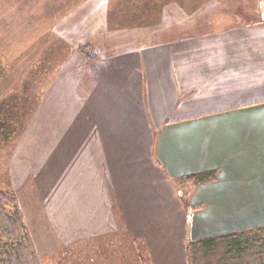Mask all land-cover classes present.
<instances>
[{"label": "crops", "instance_id": "obj_1", "mask_svg": "<svg viewBox=\"0 0 264 264\" xmlns=\"http://www.w3.org/2000/svg\"><path fill=\"white\" fill-rule=\"evenodd\" d=\"M156 2L152 23L153 0H0L48 78V176L15 193L41 263L188 264L264 227V0Z\"/></svg>", "mask_w": 264, "mask_h": 264}, {"label": "rangeland", "instance_id": "obj_2", "mask_svg": "<svg viewBox=\"0 0 264 264\" xmlns=\"http://www.w3.org/2000/svg\"><path fill=\"white\" fill-rule=\"evenodd\" d=\"M156 1L159 0H153L154 7L149 16L152 23L158 20L163 5ZM16 28L20 29L14 24L4 26L3 33L12 36L11 31ZM20 34L23 38L15 40L11 48L6 47L7 40H0V190L14 193L19 182L30 179L33 174L47 179L53 127L47 115V72L41 71L40 61L44 58H38L33 49L26 48L33 42V36ZM43 68L47 69L46 66ZM126 246L124 250L130 251ZM142 252L137 250V254ZM81 257V250L76 246L53 258L43 259L42 264H86L88 256H83L84 261ZM140 258L137 257L138 263ZM93 264H100V261L94 259ZM104 264L113 263L107 261Z\"/></svg>", "mask_w": 264, "mask_h": 264}, {"label": "trees", "instance_id": "obj_3", "mask_svg": "<svg viewBox=\"0 0 264 264\" xmlns=\"http://www.w3.org/2000/svg\"><path fill=\"white\" fill-rule=\"evenodd\" d=\"M81 51L91 59V46ZM200 186L215 180L213 174H194L181 178ZM188 264H264V227L190 242ZM0 264H42L25 225L17 196L0 190Z\"/></svg>", "mask_w": 264, "mask_h": 264}]
</instances>
